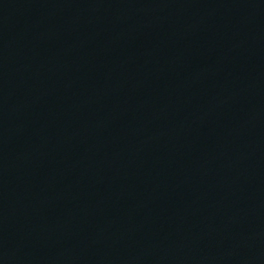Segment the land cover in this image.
Wrapping results in <instances>:
<instances>
[{"label": "water", "instance_id": "water-1", "mask_svg": "<svg viewBox=\"0 0 264 264\" xmlns=\"http://www.w3.org/2000/svg\"><path fill=\"white\" fill-rule=\"evenodd\" d=\"M0 264H264V10L0 0Z\"/></svg>", "mask_w": 264, "mask_h": 264}]
</instances>
